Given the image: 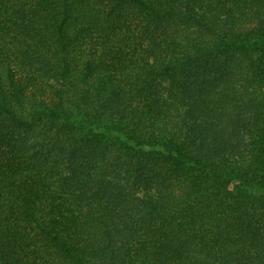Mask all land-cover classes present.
Here are the masks:
<instances>
[{
    "label": "trees",
    "instance_id": "1",
    "mask_svg": "<svg viewBox=\"0 0 264 264\" xmlns=\"http://www.w3.org/2000/svg\"><path fill=\"white\" fill-rule=\"evenodd\" d=\"M0 264H264V0H0Z\"/></svg>",
    "mask_w": 264,
    "mask_h": 264
}]
</instances>
